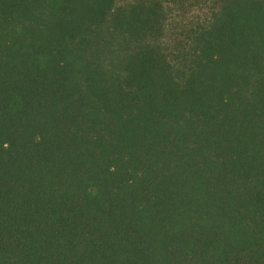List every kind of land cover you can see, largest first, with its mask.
Instances as JSON below:
<instances>
[{
    "label": "trees",
    "instance_id": "trees-1",
    "mask_svg": "<svg viewBox=\"0 0 264 264\" xmlns=\"http://www.w3.org/2000/svg\"><path fill=\"white\" fill-rule=\"evenodd\" d=\"M0 264H264V0H0Z\"/></svg>",
    "mask_w": 264,
    "mask_h": 264
}]
</instances>
